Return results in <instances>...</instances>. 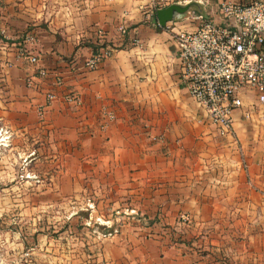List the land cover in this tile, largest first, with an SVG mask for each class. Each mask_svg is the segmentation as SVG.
<instances>
[{"label": "crops", "instance_id": "0c3cea01", "mask_svg": "<svg viewBox=\"0 0 264 264\" xmlns=\"http://www.w3.org/2000/svg\"><path fill=\"white\" fill-rule=\"evenodd\" d=\"M152 1L0 0V179L16 178L47 149L43 158L60 168L55 194L88 206L39 238L50 243V264H264V107L251 93L223 131L179 75L174 31L195 27L192 11L220 20V0L195 3L165 26ZM98 28L116 51L87 70ZM30 31L36 65L15 51ZM37 66L49 76L29 87ZM67 92L81 105L63 101Z\"/></svg>", "mask_w": 264, "mask_h": 264}, {"label": "built area", "instance_id": "2783aa9c", "mask_svg": "<svg viewBox=\"0 0 264 264\" xmlns=\"http://www.w3.org/2000/svg\"><path fill=\"white\" fill-rule=\"evenodd\" d=\"M202 4L204 0H154L151 8L158 9L170 4ZM220 20L204 17L192 11L190 18L197 21L194 28L177 29L174 38L177 45L180 78L185 81L190 95L205 110L207 119L221 130L228 132L232 124V113L244 105V98L254 94L257 103L264 107V0H220L217 4ZM119 39L127 34L124 22L117 26ZM0 35L4 29L0 25ZM35 33L30 31L17 38L16 55L30 65H36L38 57L32 52ZM131 44H137L134 37ZM95 48L84 59L83 66L94 70L116 51V46L101 28L93 38ZM48 71L37 66L28 75L26 84L32 87L35 77H48ZM62 77L53 76V86H60ZM56 98L51 90L45 101L37 108L40 120L44 109ZM63 101L80 106L79 94L67 92ZM103 118H114L109 111H102ZM249 116L245 111L244 117ZM105 126L103 122L102 127Z\"/></svg>", "mask_w": 264, "mask_h": 264}, {"label": "rangeland", "instance_id": "374dc122", "mask_svg": "<svg viewBox=\"0 0 264 264\" xmlns=\"http://www.w3.org/2000/svg\"><path fill=\"white\" fill-rule=\"evenodd\" d=\"M40 151L41 160L22 164L19 176L0 179V264H36L33 257L42 259V264H50L53 260L48 249L50 243L39 238L55 236L71 220L76 207H88L69 196L55 194L57 191L51 183L60 168L49 158H43L47 149ZM1 188L5 190L1 192ZM117 217L122 220L121 216ZM89 224L93 229H100L96 222ZM59 243L66 245L63 239ZM64 262L59 260L58 264Z\"/></svg>", "mask_w": 264, "mask_h": 264}, {"label": "water", "instance_id": "95a60500", "mask_svg": "<svg viewBox=\"0 0 264 264\" xmlns=\"http://www.w3.org/2000/svg\"><path fill=\"white\" fill-rule=\"evenodd\" d=\"M195 5L194 2L188 4H170L163 8H158L155 11L157 21L160 26H165L167 22L173 21L185 13L189 12L190 9Z\"/></svg>", "mask_w": 264, "mask_h": 264}, {"label": "trees", "instance_id": "16d2710c", "mask_svg": "<svg viewBox=\"0 0 264 264\" xmlns=\"http://www.w3.org/2000/svg\"><path fill=\"white\" fill-rule=\"evenodd\" d=\"M156 9L153 10V12L155 13Z\"/></svg>", "mask_w": 264, "mask_h": 264}]
</instances>
